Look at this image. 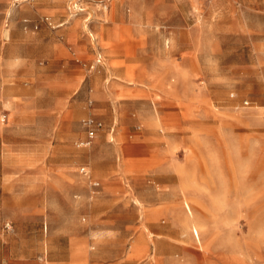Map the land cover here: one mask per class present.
<instances>
[{
    "label": "rangeland",
    "instance_id": "1",
    "mask_svg": "<svg viewBox=\"0 0 264 264\" xmlns=\"http://www.w3.org/2000/svg\"><path fill=\"white\" fill-rule=\"evenodd\" d=\"M112 2L0 0V264H264V0Z\"/></svg>",
    "mask_w": 264,
    "mask_h": 264
},
{
    "label": "crops",
    "instance_id": "2",
    "mask_svg": "<svg viewBox=\"0 0 264 264\" xmlns=\"http://www.w3.org/2000/svg\"><path fill=\"white\" fill-rule=\"evenodd\" d=\"M59 2L58 4H53L51 2ZM68 0H42V3L40 5V10L43 12H52L55 13V5L58 6H65ZM111 3L113 5V10L111 12V17H116V2L117 0H112ZM54 5V6H53ZM54 20H59L58 14L53 15ZM83 28L80 26V29L77 28V25H69V27H66L65 29L57 32L58 35H62L64 38L63 42H57L55 41V38H50L51 40L46 42V40L42 39L39 43L41 46L45 47L48 50L55 51V54H66L67 53V46H73V48H79L77 42L81 39ZM90 118V117H88ZM86 118V119H88Z\"/></svg>",
    "mask_w": 264,
    "mask_h": 264
},
{
    "label": "built area",
    "instance_id": "3",
    "mask_svg": "<svg viewBox=\"0 0 264 264\" xmlns=\"http://www.w3.org/2000/svg\"><path fill=\"white\" fill-rule=\"evenodd\" d=\"M83 125L87 133V141L85 142V145H90L92 140L96 137L97 132L102 129L103 124L100 121H97L95 118L90 117L84 120ZM80 172L81 174L86 175V167H82ZM94 186L98 187V183H95Z\"/></svg>",
    "mask_w": 264,
    "mask_h": 264
},
{
    "label": "bare ground",
    "instance_id": "4",
    "mask_svg": "<svg viewBox=\"0 0 264 264\" xmlns=\"http://www.w3.org/2000/svg\"><path fill=\"white\" fill-rule=\"evenodd\" d=\"M188 208V207H187ZM189 210V209H188Z\"/></svg>",
    "mask_w": 264,
    "mask_h": 264
}]
</instances>
